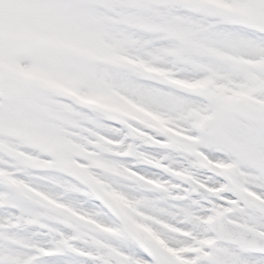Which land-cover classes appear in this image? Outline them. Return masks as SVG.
I'll list each match as a JSON object with an SVG mask.
<instances>
[{
  "label": "snow or ice",
  "instance_id": "obj_1",
  "mask_svg": "<svg viewBox=\"0 0 264 264\" xmlns=\"http://www.w3.org/2000/svg\"><path fill=\"white\" fill-rule=\"evenodd\" d=\"M62 257L264 264V0H0V264Z\"/></svg>",
  "mask_w": 264,
  "mask_h": 264
},
{
  "label": "rangeland",
  "instance_id": "obj_2",
  "mask_svg": "<svg viewBox=\"0 0 264 264\" xmlns=\"http://www.w3.org/2000/svg\"><path fill=\"white\" fill-rule=\"evenodd\" d=\"M127 203V202H126ZM130 206V205H129ZM47 239V237H45ZM65 260H70L71 264H88L84 258L81 257H62V258H52L48 261V264H64Z\"/></svg>",
  "mask_w": 264,
  "mask_h": 264
}]
</instances>
